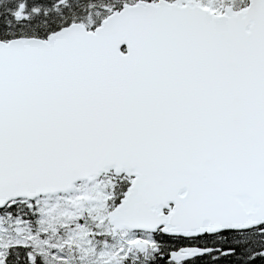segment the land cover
<instances>
[{"label": "snow or ice", "instance_id": "1", "mask_svg": "<svg viewBox=\"0 0 264 264\" xmlns=\"http://www.w3.org/2000/svg\"><path fill=\"white\" fill-rule=\"evenodd\" d=\"M0 264H264V0H0Z\"/></svg>", "mask_w": 264, "mask_h": 264}]
</instances>
